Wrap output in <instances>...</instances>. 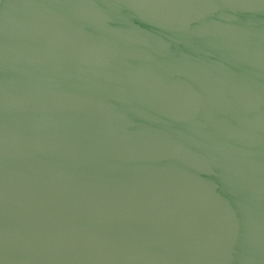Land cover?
<instances>
[{
  "label": "water",
  "instance_id": "obj_1",
  "mask_svg": "<svg viewBox=\"0 0 264 264\" xmlns=\"http://www.w3.org/2000/svg\"><path fill=\"white\" fill-rule=\"evenodd\" d=\"M0 264H264V0H0Z\"/></svg>",
  "mask_w": 264,
  "mask_h": 264
}]
</instances>
